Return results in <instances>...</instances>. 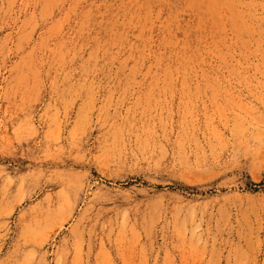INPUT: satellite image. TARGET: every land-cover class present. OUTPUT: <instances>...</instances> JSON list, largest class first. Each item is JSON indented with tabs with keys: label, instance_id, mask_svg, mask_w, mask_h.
<instances>
[{
	"label": "rangeland",
	"instance_id": "obj_1",
	"mask_svg": "<svg viewBox=\"0 0 264 264\" xmlns=\"http://www.w3.org/2000/svg\"><path fill=\"white\" fill-rule=\"evenodd\" d=\"M0 264H264V0H0Z\"/></svg>",
	"mask_w": 264,
	"mask_h": 264
},
{
	"label": "bare ground",
	"instance_id": "obj_2",
	"mask_svg": "<svg viewBox=\"0 0 264 264\" xmlns=\"http://www.w3.org/2000/svg\"><path fill=\"white\" fill-rule=\"evenodd\" d=\"M151 79H152V78H151ZM135 80H136V79H135ZM148 82H149V81H148ZM148 82H147V83H148Z\"/></svg>",
	"mask_w": 264,
	"mask_h": 264
}]
</instances>
